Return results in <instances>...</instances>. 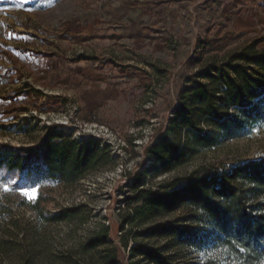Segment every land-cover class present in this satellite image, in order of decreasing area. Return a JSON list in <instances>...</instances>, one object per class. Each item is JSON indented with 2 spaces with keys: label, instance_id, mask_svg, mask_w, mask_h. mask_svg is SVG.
I'll use <instances>...</instances> for the list:
<instances>
[{
  "label": "rangeland",
  "instance_id": "374dc122",
  "mask_svg": "<svg viewBox=\"0 0 264 264\" xmlns=\"http://www.w3.org/2000/svg\"><path fill=\"white\" fill-rule=\"evenodd\" d=\"M0 13V143L42 148L46 130L54 127L79 141L108 144L112 160L73 184L32 181L0 169V204L12 210L19 228L36 215L17 185L38 186L36 199L41 196L45 212L85 204L95 215L73 226L70 239L65 236L70 224L47 227L62 239L57 241L70 244L105 222L121 245L122 216L138 173L149 171L148 183L157 187L203 162L229 169L239 161L264 159V121L171 174L159 172L150 155L152 144L174 134L186 79L212 59L221 61L264 38V0H0ZM142 244L168 241L147 237ZM172 244L173 251L186 250ZM134 245L130 240L129 249ZM129 249L121 250L124 264L131 262ZM218 253L206 247L182 264H200ZM15 261V254L0 255V264Z\"/></svg>",
  "mask_w": 264,
  "mask_h": 264
},
{
  "label": "trees",
  "instance_id": "16d2710c",
  "mask_svg": "<svg viewBox=\"0 0 264 264\" xmlns=\"http://www.w3.org/2000/svg\"><path fill=\"white\" fill-rule=\"evenodd\" d=\"M261 43L264 38L221 61L212 59L186 79L175 110L173 136L150 147L159 172L174 173L264 121ZM111 162L108 144L95 138L79 141L54 127L46 130L42 148L0 143V169L32 181L58 179L73 184ZM148 172L138 173L130 184L135 194L128 198L122 216L121 245L112 240L105 222L70 244L57 241L60 238L48 230L50 225L70 224L65 235L70 239L76 230L73 226L84 225L95 215L85 204L45 212L40 196L26 203L36 219L26 221L25 228H19L12 210L0 204V255L15 254V264H124L121 250L127 251L133 240L130 264H182L206 247L219 253L200 264H264V159L239 161L229 169L203 162L189 174L173 176L157 187L149 185ZM180 182L184 186L176 188ZM181 211L185 214L171 218ZM154 222L158 224L145 228ZM147 237L168 244H142ZM172 241L186 250H171Z\"/></svg>",
  "mask_w": 264,
  "mask_h": 264
},
{
  "label": "snow or ice",
  "instance_id": "6c2138e0",
  "mask_svg": "<svg viewBox=\"0 0 264 264\" xmlns=\"http://www.w3.org/2000/svg\"><path fill=\"white\" fill-rule=\"evenodd\" d=\"M24 2L26 3L27 0H24ZM48 2L51 3V0H48ZM29 10H31V9H29ZM9 183L12 185H17L16 180H11ZM2 186H3L5 191L10 190L8 183H4ZM17 187H18V190L20 191L21 195L23 197H25L29 202L34 201L38 196V191H39L38 186L37 187H25L22 185H17Z\"/></svg>",
  "mask_w": 264,
  "mask_h": 264
},
{
  "label": "crops",
  "instance_id": "0c3cea01",
  "mask_svg": "<svg viewBox=\"0 0 264 264\" xmlns=\"http://www.w3.org/2000/svg\"><path fill=\"white\" fill-rule=\"evenodd\" d=\"M7 4H9V3L7 2L6 5H7ZM1 16H2V14L0 13V19H1ZM0 21H1V20H0Z\"/></svg>",
  "mask_w": 264,
  "mask_h": 264
}]
</instances>
